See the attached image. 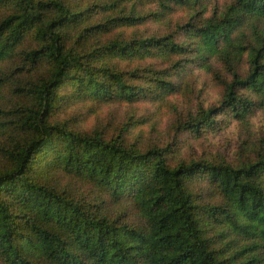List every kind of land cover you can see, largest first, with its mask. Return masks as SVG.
<instances>
[{
	"label": "trees",
	"instance_id": "obj_1",
	"mask_svg": "<svg viewBox=\"0 0 264 264\" xmlns=\"http://www.w3.org/2000/svg\"><path fill=\"white\" fill-rule=\"evenodd\" d=\"M146 1L158 3L150 15L168 25L177 6L201 0H0V63L10 64L0 71V98H12L0 106L3 264H264V137L238 163L176 161L174 142L143 148L129 141L131 121L106 133L56 116L72 101L95 109L162 100L177 88L169 71L183 68L189 53L224 55L233 78L219 104L190 112L178 120L179 130L215 129L221 115H229L228 123L245 119L257 105L252 98L264 106V37L244 45L234 36L246 20L264 18V0H234L218 20L178 24L176 30H194L192 42H181L175 31L107 36L144 24L137 5ZM95 7L114 15L94 20ZM245 51L250 70L243 76L233 63ZM174 56L180 58L171 67L141 66ZM77 180L124 202L125 211L87 199L71 187ZM200 182L220 200L203 199Z\"/></svg>",
	"mask_w": 264,
	"mask_h": 264
},
{
	"label": "rangeland",
	"instance_id": "obj_2",
	"mask_svg": "<svg viewBox=\"0 0 264 264\" xmlns=\"http://www.w3.org/2000/svg\"><path fill=\"white\" fill-rule=\"evenodd\" d=\"M92 1V0H91ZM88 5L90 0L82 2ZM234 0H201L191 6H177L170 12V18L166 25V19L156 21L150 15L151 8L156 10L158 3L146 1L138 4V8L144 10L146 20L144 24L137 27L125 26L118 30H112L108 37L124 36L133 37L135 34H165L171 31L176 32V38L181 42H192L197 34L194 30H176L178 24L192 21L197 25L205 24L209 19L218 20L222 18ZM125 14L131 13L127 3L123 7ZM94 20L104 19L106 16L114 14L105 13L101 7L93 9ZM246 20L242 29L236 31L234 36L239 34L237 41H243L244 45L255 44L259 38L264 37V18ZM120 33V34H119ZM224 44L221 45L223 47ZM236 51H232L234 54ZM230 53V56L232 54ZM205 56V55H203ZM235 55L234 57H237ZM179 56H174V60L158 59L141 64V66L155 65L165 68L172 66ZM189 61H184V67L177 70H170L168 79L172 80L177 88L172 94H168L162 100L140 101L130 105L126 103L111 102L98 108L92 109L89 103L82 101H72L68 105L56 110V116L60 119L71 118V124L84 129H94L99 127L106 133H113L127 121H131L129 141L135 142L140 147L151 144H164L174 142L172 159L205 158L209 160L217 157H224L233 163H238L246 155L254 153L255 143L264 137V106L259 104V98H252L257 102L252 112L245 119H232L228 123L229 115H221L219 119L220 127L207 130L200 134L184 132L178 129V120L184 119L187 115L200 107H209L219 104L225 93L226 85L232 81V67L224 55L220 53L207 54L205 57H197L195 53L188 54ZM9 62L0 63V71L9 68ZM235 69L241 74L246 75L250 70L248 51L242 56H238L233 63ZM123 66V65H121ZM188 76L184 79V76ZM240 94L256 97L255 93L249 89H242ZM7 96V93H6ZM12 98H0V106H9ZM131 118V120H129ZM140 120H144L141 122ZM240 149L243 152H240ZM0 159V163H1ZM65 182V181H64ZM86 182V181H85ZM89 182L77 180L71 187L83 193L84 196L105 207L109 212L125 211L123 203L115 204L109 195L103 194L98 188ZM91 184V185H90ZM198 189L203 194V199L208 202H218L219 195L217 190L207 182L197 184ZM128 216L137 221L138 214L134 207L126 205ZM0 264H3L0 261Z\"/></svg>",
	"mask_w": 264,
	"mask_h": 264
}]
</instances>
